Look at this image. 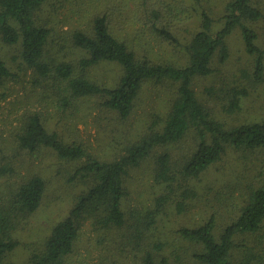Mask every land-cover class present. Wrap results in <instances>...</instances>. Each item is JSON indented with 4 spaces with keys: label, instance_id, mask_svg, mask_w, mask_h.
Wrapping results in <instances>:
<instances>
[{
    "label": "trees",
    "instance_id": "1",
    "mask_svg": "<svg viewBox=\"0 0 264 264\" xmlns=\"http://www.w3.org/2000/svg\"><path fill=\"white\" fill-rule=\"evenodd\" d=\"M261 21L264 9L257 0H227L218 17L202 0H0V48L9 46L15 54L9 59L0 53V102L13 94L10 83L31 72V91L42 104L58 107V124L66 125L68 115L73 119L77 103L94 100L126 122L145 85L170 90L162 112H152L136 139L110 160L91 155L84 144L67 139L63 128L60 132L46 124L42 110L26 109L17 119L11 128L15 152L32 157L41 150L52 152L70 166L66 181L77 189L66 214L30 254L29 264H73L86 225L109 256H132L134 264H237L238 254L243 255L239 264L258 263L248 243L249 237L262 239L264 179L246 186L244 199L222 229L217 230L214 214L176 229L179 244L167 253L166 241L152 232L163 223L162 216L182 214L189 201L203 197L200 184L217 163L235 155L231 161H262L264 116L226 122L227 117L237 120L248 90L205 87L204 94L217 101L216 109L194 88L195 81L214 77L227 62L228 38L235 30L248 57L242 78L254 90L264 88V38L259 43L255 29ZM169 48L184 50V65L150 54ZM100 64L119 67L113 83L88 76ZM146 162L151 163L156 193L149 205L127 212L132 172ZM241 164L235 162L231 171L239 172ZM18 170L14 156L0 146V264H10L20 247L16 232L38 211L46 191L45 178L21 176ZM181 245L193 248L188 257Z\"/></svg>",
    "mask_w": 264,
    "mask_h": 264
},
{
    "label": "rangeland",
    "instance_id": "2",
    "mask_svg": "<svg viewBox=\"0 0 264 264\" xmlns=\"http://www.w3.org/2000/svg\"><path fill=\"white\" fill-rule=\"evenodd\" d=\"M226 1L202 0L203 5L210 9L214 17L220 16ZM257 1L264 9V0ZM255 29L260 37L261 42L259 43H263L264 21L256 23ZM228 45L229 58L225 64L219 66V73L212 78L195 81L194 88L213 108L217 101L204 94L203 89L205 87L216 86L219 88L221 85L223 87L234 85L245 87L249 95L242 101V111L235 117L237 120H231L227 117L226 122L236 124L252 119L259 120L264 116V88L259 91L254 90L253 85H249L242 78L241 72L247 69L248 57L244 51L238 30H235L229 36ZM65 47L69 53V58H71L72 54L68 50V45L65 44ZM2 48H0V53L5 57L10 59V55H15L14 48L4 47V45ZM150 54L155 59L171 62L178 66L184 65L186 62L182 48L175 50L169 48L166 52H158L157 49H154L151 50ZM72 56L75 57L76 61L77 57ZM87 74L92 79L111 84L118 78L120 69L114 64H100L89 69ZM31 75V72H28L24 77L22 76V80L17 83H10L9 92L12 91L13 94H10L4 102H0V146L5 150L6 155L14 156L15 164L19 165L18 172L21 176L38 174L46 181V191L40 208L16 232L15 237L18 239L20 247L9 257L10 264H29L30 254L41 248L54 222L68 211L77 191L74 186L66 181L70 166L58 159L52 152L41 150L35 157L29 156L25 152H15L16 148L12 142L11 128L16 125L17 119L21 117L26 109L42 110L46 124L60 132H63L61 130L63 128L65 131L63 135L67 139L81 142L91 155L110 160L120 153L126 145L136 139L137 134L142 129L143 122L145 123L152 116V112L158 110L162 112L170 96L168 88L149 83L144 86L141 99L138 101L134 113L126 122L116 119L114 115L104 111L98 105V102L94 100L77 103L78 108L73 119L69 120L68 115L67 119L65 117L67 124L62 125L63 122L58 124L56 121L58 116L57 118L54 116L58 110L56 103L54 102L55 107L46 106L37 99L38 93L31 91ZM221 117L226 116L221 114ZM185 146H188V143ZM234 157H229L230 160L226 159V161L217 163L211 174L200 184L199 191H201L203 197H197L189 201V207L184 213L176 214L170 211L167 217L162 216L163 223L161 222L159 227L153 230L152 235L166 241V253L171 250V246L179 244L174 240L176 229L203 223L211 214L216 215L217 230L224 228L229 222L233 210H236L242 199H244L246 186L251 181L257 183L264 179V156L261 158L262 161H231ZM235 162L237 165H239V162H243L239 172L231 171ZM246 163H252L250 168L249 166L244 168ZM150 164V162H146L132 172L129 181L131 196L128 203L126 202L127 212H129V207L132 206L141 209L149 205L154 198L157 188L154 187ZM212 181H215L214 186L209 189V184ZM94 237V232H91L89 225H86L82 230L77 250L72 258L73 264L135 263L132 256L127 259L113 255L109 256L107 248L97 244ZM260 237L261 240L258 237H249L250 243H248L260 258L256 264H264V230ZM239 242L241 243V238ZM180 247H184L187 251L183 253L184 257H188V252L192 253L193 251L192 247L188 250V245H181ZM242 256L238 254L235 257L237 264H239ZM190 264L197 263L191 262Z\"/></svg>",
    "mask_w": 264,
    "mask_h": 264
}]
</instances>
